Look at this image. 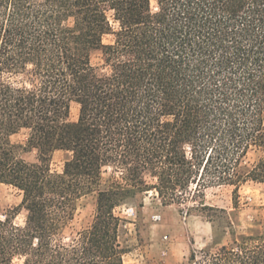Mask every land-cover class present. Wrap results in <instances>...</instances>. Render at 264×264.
Wrapping results in <instances>:
<instances>
[{
	"label": "trees",
	"instance_id": "obj_1",
	"mask_svg": "<svg viewBox=\"0 0 264 264\" xmlns=\"http://www.w3.org/2000/svg\"><path fill=\"white\" fill-rule=\"evenodd\" d=\"M20 131L37 162L11 143ZM248 182L264 185V0H0V185L21 195L0 219V264H121L115 208L226 186L237 205ZM93 193L90 227L65 241ZM199 254L189 264H264V223Z\"/></svg>",
	"mask_w": 264,
	"mask_h": 264
},
{
	"label": "rangeland",
	"instance_id": "obj_2",
	"mask_svg": "<svg viewBox=\"0 0 264 264\" xmlns=\"http://www.w3.org/2000/svg\"><path fill=\"white\" fill-rule=\"evenodd\" d=\"M152 1V0H151ZM110 37L106 38V42ZM97 56V55H95ZM99 59L94 57L93 62ZM78 118V106L71 104V121ZM11 143L20 146L19 157L26 162L38 160L36 150L27 148V133L20 131L11 136ZM66 152H55L51 157V170L60 172ZM112 176V168L102 170V183ZM149 184L154 180L146 177ZM233 187H209L202 189L186 204L165 206L154 190L138 194L125 204L115 208L116 216L123 220L119 230V242L124 250L121 264H189V257L194 251L199 258L201 250H215L231 242L233 237L252 235L262 230L264 223V185L248 182L237 192V205L233 195ZM21 202L20 193L13 187L0 185V219L9 214ZM216 209L214 224L207 216H211L201 207ZM188 208H194L190 211ZM131 209V212L127 210ZM224 210L225 214L219 213ZM96 211V194L81 198L76 206L73 220L63 231V238L69 241L78 232L90 227ZM154 217H159L155 220ZM24 211L14 218L16 226H23ZM228 224L231 226L228 227ZM12 264H22L15 259Z\"/></svg>",
	"mask_w": 264,
	"mask_h": 264
},
{
	"label": "built area",
	"instance_id": "obj_3",
	"mask_svg": "<svg viewBox=\"0 0 264 264\" xmlns=\"http://www.w3.org/2000/svg\"><path fill=\"white\" fill-rule=\"evenodd\" d=\"M127 212H131V213H132V210H131V209H129V210H127ZM154 219H155V220H158V219H159V217H154Z\"/></svg>",
	"mask_w": 264,
	"mask_h": 264
}]
</instances>
